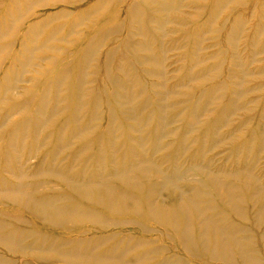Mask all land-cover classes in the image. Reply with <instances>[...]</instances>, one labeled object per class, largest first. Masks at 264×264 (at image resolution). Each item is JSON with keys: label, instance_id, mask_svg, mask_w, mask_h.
I'll list each match as a JSON object with an SVG mask.
<instances>
[{"label": "bare ground", "instance_id": "1", "mask_svg": "<svg viewBox=\"0 0 264 264\" xmlns=\"http://www.w3.org/2000/svg\"><path fill=\"white\" fill-rule=\"evenodd\" d=\"M81 1L87 0H0V11L3 12V16L0 15V53L3 54L5 52L6 54H9L11 51H14V54L11 56V63L5 68L0 79V90L2 89V92L5 90L6 93V95L1 93V101L3 100L2 97L7 96V93H16V82L21 81L20 77L23 72L25 73L26 67H30L32 64L35 65L34 60L39 57L40 60L46 59L49 63H52L53 59L48 53L60 52L62 50L60 47H57L55 43L62 42L71 44V36H79L82 32L80 27L83 26L86 21L94 22V18H97L100 15L102 16L105 9L110 7L113 0H90L88 5L84 8H77L76 10H68L64 8L56 9L55 11L42 16L32 12V9L55 6L57 4L73 6ZM242 1L243 0H209L207 6L200 5L198 0H194V2L191 3L192 6L185 5L184 0L126 1L121 9L124 11L121 21L116 20L115 17L106 20V23H110V26H112L110 27V30L107 32L99 29H97V31L95 30L93 36L80 46V57L77 60L78 69L76 71L77 74L73 85L72 83L67 82L69 77H71L70 73H72V60H68L61 70L54 73L48 82L42 84L41 89L36 96L30 98V101L27 103L20 104L14 109H9L7 116H3L1 124L2 126H6L12 111V113L16 111L13 115L14 119V117H19L24 113L25 105L32 103V101L35 102L33 108L34 113L30 115L28 120L15 119L11 122L14 133H10L11 136L6 137V139H8V142L6 141V146L9 149L12 147L14 149L11 150L16 151L17 147L13 141L18 138L15 137V134H17L18 131L16 133L15 129L19 130L20 134L22 132L27 133V135L33 134L35 132L33 130L34 128H31L33 117L35 116V113L37 114L41 109L45 108L51 110L52 123L59 125V131L61 134L57 133V131L48 132L42 140L40 139V141L43 142L38 143V148L45 147L48 144V146H51L48 149L51 152L56 150L55 147H52L53 145L62 147V149H70V146L73 143L72 140H76V145H74L75 148L72 149V152L81 150L82 153H84L91 150L93 145L85 144V141L87 140L88 131L92 132V128L100 116V104L98 103L95 91H87L84 88V85L87 83V68L90 61L96 55L98 52L97 48L99 49L104 40L108 39V37L115 32L124 31L125 33L122 38L124 45H116L105 53L104 60L103 58L101 59V61H103L102 71L104 73V79L110 83L111 86L117 88H121L122 86V83L119 84L115 75L112 74L114 73L113 69L109 66L110 59L116 54H119L122 61L129 64L132 70L138 68L139 71V66L147 65L148 67L142 70L144 75L152 77L153 75L158 74L161 78H164V65L161 58L163 53L159 52L158 57L152 49L153 42L150 36L151 29L158 32L170 22L178 27H185L186 30H184V34H186L185 36H188L186 38L189 43L196 37L197 27H200L199 24L202 25V22H199L200 19L204 24L211 23L214 14L218 12V10L222 12L226 7V4L234 3L235 5H243L244 3ZM106 5H108V7H106ZM21 6L24 8H20ZM184 7L194 10V14L187 16L186 18L184 11H181V8ZM206 7L209 10V14L203 19L202 11H204ZM261 7H264V3L261 4ZM166 13H175L176 16L171 20L169 18H163V15H166ZM6 16H8L10 21ZM5 18L10 22V26H8L9 24L7 25ZM25 18L26 20L30 19L31 21L21 33L20 42L8 43V37L14 36L18 33L20 21H24ZM188 19L189 22H187ZM95 21L97 20L95 19ZM241 22H243L242 19L235 18L229 24L231 27L227 29L225 33L228 42H232L237 38V32L242 25ZM188 24H192L190 29H187L188 27H186ZM207 28L211 29L208 25ZM135 36H140L144 39L143 43H132L131 40ZM199 43L201 42L199 41ZM127 51L140 52L142 53V56L139 55V57H135L134 59L128 58L126 55ZM68 55H72V52H68ZM117 70L121 71V68L116 66V71ZM227 76L228 74L226 77ZM229 76L227 77L229 79L235 77ZM197 77L199 78V76ZM34 80L35 78L31 77L30 80H24V82H33ZM189 80L193 81L194 76H189ZM127 82H129V84L131 83V85H135L136 83V85L138 84L137 86L144 89L149 87V90L154 85L153 83H149V85H146V83L142 84L139 80L132 82L130 80ZM160 84L157 82V86ZM63 85L71 88L75 87L78 89V92H76L74 97H71V95L61 97L58 89ZM158 88L160 89L161 87ZM156 90L158 89L156 88ZM156 90L153 89V91ZM218 90L220 91V89ZM160 92L159 102L158 97L152 95L146 97V103L145 106L143 104V108L147 109V107H150L151 109L154 106L157 108L151 109L153 111L150 110L147 113L141 111V113H144L142 118L139 117V115H136L135 118L133 116L129 117L136 109L135 107H132V102L134 101L135 96L131 95V97H129V95H127L121 97L118 93L112 95L114 97L112 99L114 102L117 103L122 99L124 104L128 105V111H130L131 114L129 113L130 115H127V118L140 121V123L143 122L142 126H145V129L139 132L141 141L139 148L141 149L140 151H142L140 154L137 153L139 151L133 149L126 151L125 155L116 159L118 156H116L115 148H112L110 153L106 154L101 147H98L99 144L96 143L95 140V159L97 160V166L91 174L80 176L81 180H71L68 176L64 178V175H60L57 172L50 173L54 179L64 182V185L67 187L71 186L72 189L70 191L76 192L81 201H85L86 204L90 205L92 208H85L81 205L80 201L59 194L58 191H62V188L60 187L62 185L55 186L43 184L40 183L41 181L39 183H37V181L33 182L30 180V177L25 174H22L19 177H11L13 178V181L8 183V188L6 187L4 193H2L6 196L5 200L11 203V207L14 208H12V211H0V250H2V252L7 251L11 254L16 253L21 256L27 255L29 260L22 257L11 260L0 255V264H39L37 261H55L59 264H187L188 260L181 257L186 255L195 259H206L204 262L207 264H262L260 258L257 256L258 250L254 247L253 243L259 241L262 249H264V226L258 233L253 228L251 229L250 227L241 225L242 223L249 222L247 218L248 210L244 207L248 202L247 200L245 201V198L241 194L243 187L253 189L251 197L254 198V200L256 199V202L253 200V205L251 207L252 210L255 208L252 218L254 227L259 229V225L264 222V182L259 181V175H261V173L255 174L257 170L249 161L246 162L245 167L231 166L230 170L212 168L209 163L213 158L210 161H205L204 159L207 152L211 151L212 147V140H209V137L206 139V134L203 137L198 136L196 139L190 136L196 140L191 141L195 142V144L197 142L198 145H203L204 148L209 145L208 149H205L202 153H199L198 150H196L197 153H199L198 155H203V160L196 161L197 158L194 157L196 155H192L191 160L188 159L190 162L186 168L183 166L184 169H181L180 167L182 166L179 161L176 164L178 156L167 169H163L161 164L156 163V161L146 154L145 151H150L154 155H159L161 162L164 163L166 161L165 158L170 157V155L175 156L171 151L177 153L179 149L182 148L183 144L186 142V136L185 138L183 136L187 133H183V136L181 135L180 138V135L178 134L180 126L176 127L179 129L172 128L167 130V124H165L164 121H161L165 118L160 119V117V123L156 122L159 124L158 127L155 126L153 129L150 128L152 127L154 118H157L156 115H154L156 109L164 111L167 106L176 109L179 105L174 106V104L171 105L168 102L166 103L165 99L168 92L164 93V90ZM25 93L30 94L29 90L25 91ZM233 93L234 91L232 94ZM176 94L178 95L179 93L176 92ZM176 94L172 95L177 96ZM215 94L216 93H214V95ZM234 94L236 95V92ZM88 95L94 97L93 102H87L88 107L92 109L90 112L92 115H89L90 117L87 121L89 123L86 122L81 124L79 123V114L82 108L86 110V108L83 107L86 103L84 97H87ZM209 98L210 97L208 96V99ZM4 99L6 100V98ZM213 100H211V102ZM68 101L72 102L73 107L69 108V106H65L62 110L57 107L61 103H68ZM51 102L52 107L49 109L48 105L50 106ZM199 103L200 102L198 101V104ZM180 104L182 105L183 103ZM214 104L212 107H214ZM232 104L234 105L233 102L231 103V106ZM89 105H92V107ZM206 106L207 105H205V107ZM196 107L198 110L199 106L196 105ZM208 107H210V105ZM170 108L168 107V109ZM202 109L200 112L203 111ZM224 109L222 107V110ZM72 110L76 111V113H74V111L71 113ZM60 112H63L64 114L68 113V117L64 119L57 117V114ZM194 112L195 113H191L196 114L195 109ZM203 112H205V110ZM228 112L230 113V111ZM198 114L199 112H197V116ZM225 114L228 113H223L222 115ZM181 115L183 116L184 114ZM107 116L112 118V122L117 118V116L115 117V115L110 112H107ZM260 116L262 118L263 115ZM167 117L166 119H168ZM178 117L180 116L178 115ZM178 117L175 116L176 120ZM224 117L226 118V116ZM58 119H61V121ZM73 119L79 120L77 121V125H74L77 126L75 131L73 130L75 127L72 129H66L63 127L67 124V120L71 125L74 121ZM224 120L218 116L213 119L212 124L210 125L217 127L218 129ZM171 121L172 123H176L175 119L174 121L173 119ZM171 121H169V124H171ZM187 121L185 126L192 123L194 125V123L196 124L199 120L196 121L195 119ZM199 123L204 124L205 122ZM115 125L116 123L114 122V124L108 126L107 141H111V143H114L113 139L120 138L115 133L116 129H118L117 125ZM191 128L193 132L195 129H193V127ZM191 128L189 129L188 127V131H191ZM142 131H144V133L146 131L148 134L144 135L141 133ZM81 132L82 134H80ZM123 133H119V135L124 136L127 141L134 143L135 136L131 137L127 135L128 133ZM20 134L19 136H21ZM250 134L252 135L253 133ZM250 134L249 136H251ZM208 135L209 134H207V136ZM24 136H22V141H25L28 137ZM249 136L248 138H250ZM261 136L263 135L261 134ZM167 138H169V141L165 143V139ZM259 138L261 137L259 136ZM149 139H152L153 142L151 141V147H148V149L145 150L143 148L144 144L148 141L150 143ZM189 139L187 141H189ZM253 139V141H255L254 137ZM249 140L251 141L252 139ZM260 140L263 142V138L256 141L259 143ZM135 141L138 142L137 140ZM255 142L252 143L255 144ZM60 143L62 146H60ZM247 143H245V145ZM188 144L190 145V143ZM253 145L251 146L253 147ZM261 145H264V143ZM259 146L258 144L256 146L259 148L258 151H260ZM249 147L250 145L247 147L245 146L244 148L247 151ZM262 149L264 148L262 147L261 150ZM192 151L193 149L191 152ZM129 153L136 155L138 159L136 161L132 158L128 160L127 157ZM180 153L183 154L181 150L178 154L180 155ZM246 158L249 159L250 157ZM107 159L108 163L104 162L107 161ZM170 160L171 159H169V162ZM239 162L238 158L234 161L237 165L242 161ZM108 164H110V166H108V169L106 170L105 166ZM198 175H202V177H195ZM191 176L194 177L196 185L187 188H181L178 186V180H189L191 179ZM156 178L158 180L153 182ZM230 178L234 180L237 179L238 181L241 180L239 178H242L243 187L229 182ZM142 179L146 182L150 180L152 182L146 186V182H143ZM203 187H211V192L213 194H207L204 192L201 189ZM43 188L47 190H43ZM164 189L166 191H174L175 189H178V194L164 196V201L167 200L165 203L158 202L157 196L160 195L162 197L161 193ZM214 197H216L217 200L214 199ZM258 200H261L259 206L255 205ZM16 206L22 207L35 222H38L41 225L44 224L47 229H50V231L43 232L32 228L34 230L32 234H30V238L33 239H31L30 242L25 243L26 238L23 237L22 239V235H20L21 233L18 232V229H10V227L13 226V223L7 218L12 217L15 214ZM232 214L239 221L235 222L232 218L228 217ZM122 216L130 218L121 219ZM13 219L20 222L22 221V219L18 217ZM83 223L98 225L103 229L114 227L117 230H114L107 237H102L103 239L99 241V236H84V234L87 233L86 231L72 232L73 227H78ZM144 223H150L157 229L149 228L145 226ZM129 226L137 227V229L144 234L160 233V236L162 235L172 241V248H165L161 245L162 243L158 241L160 237H157L158 239L142 238L129 235L130 233L124 234L122 228H128ZM36 234H38L37 239ZM76 236L84 237L74 238ZM129 236L134 237L138 241V248L141 244L146 248L143 253L142 251L135 253L136 250H134L133 247L136 244V241L130 240ZM115 239L119 241L120 245L115 247L110 246ZM172 249L174 251L179 250L181 256L175 253L160 258L156 256L166 250L170 251ZM128 255L130 256L127 257Z\"/></svg>", "mask_w": 264, "mask_h": 264}, {"label": "rangeland", "instance_id": "2", "mask_svg": "<svg viewBox=\"0 0 264 264\" xmlns=\"http://www.w3.org/2000/svg\"><path fill=\"white\" fill-rule=\"evenodd\" d=\"M89 1L90 0L81 1L78 2L77 4H74L73 6L57 4L55 6L53 5V6H46L43 8H34L32 9V12H35L42 16L49 12L55 11L56 9L58 10L64 8L68 10H76L77 8L86 7ZM126 1L129 0H113L112 3L110 4V7L106 5V7L108 8L105 9L102 16L100 15L97 18H94V22L86 21L85 24L80 27V29L82 30L81 34L79 36H74V37L71 36L70 38L71 44L56 42L55 45L57 47H60L62 50L60 52L48 53V55L51 56V58L53 59V62L49 63L46 59L40 60L39 59L40 57L36 58L34 60L35 65L32 64L30 67H26L25 73L23 72L22 76L20 77L21 81L16 82V93H7L6 97L5 96L2 97L3 100H5L4 98H6V100L5 101L0 100V211H12V208H14L11 207V203L5 200L6 196L3 193L8 183L13 181L12 179L14 177H19L22 174H25L28 177H30V180L33 182L37 181V183H39L41 181L40 183L43 184H49L55 186L62 185L60 186L62 188V191L61 192L58 191L59 194L70 197L76 201H80L81 205H83V207L85 208L91 207L90 205L86 204L85 201H81V199L79 198L76 192L70 191L72 189L71 186L67 187L66 185H64V182L54 179L50 175V173L57 172L60 175H64V178L68 176L71 180H81L80 176L91 174L96 169L97 166V160L95 159V153H96L95 140L96 143L99 144L98 147H101L106 154H109L112 148H115L116 156H118V158L116 159H119L120 156L125 155L126 151L129 150L135 149L136 151H139L137 152L138 154L142 152L140 151L141 149L139 148V146L141 145L139 132L141 130H144L145 126L144 127L142 126L143 122L140 123V121H136L132 118H127L131 114L130 111H128L129 108L128 105L124 104L122 99H120L117 103L114 102L112 100L114 98L112 96L114 93L120 94L121 97H125L127 95H129V97H131V95L135 96V99L132 102V107H135L136 109L135 112H133L129 116V117L133 116L134 118L136 115H139V117L142 118L144 113L149 112L151 109L157 108L155 106L152 107L151 109L150 107H147V109L143 108L146 103L145 99L148 95H152L158 97V102H159V95L161 93L160 91L163 90L164 93L168 92V95H166V99H165L166 103L168 102L171 105L174 104V106L179 104L176 107V109L170 108L171 106H167V108L164 111L161 110L159 111L158 109H156L158 111L155 110L154 115H156L157 120L154 118L152 127H150L152 129L155 126L158 127L159 124L157 123H160L159 122L160 119L165 118L162 119L161 121H164V123L167 124L166 125L167 130L180 126L179 127L180 129L176 128L179 129L178 134L180 135V138L181 135L183 136V133H187L184 134L183 137L185 138L186 136L185 139L187 143L185 142V144L187 145L188 143H190V145L188 144L186 146L185 144H183L182 148H180L177 153L171 151V153L175 154V156L170 155V157L165 158L166 161L164 163L161 162L159 155L157 154L154 155L150 151H145V153L148 154L152 159H154L156 163L161 164L163 169H167L168 166L171 163H173V160H175L178 156L179 157L178 160L176 161V164L179 161L180 165L182 166L180 167L181 169H184V167L186 168V166L190 162L188 161V159L191 160L192 155L193 156L196 155L194 156L197 158L196 161L203 160V155L201 156L198 154L202 153L205 149H208L209 145H207L206 148H204L203 145L202 147L200 144L198 145L197 142L195 144V142H191V141L192 140L196 141L195 140L196 137L198 136L203 137L206 134L205 138L208 139L209 137V140H212V147H211V151L207 152L204 159L205 161H210L213 158L209 163V165L212 168L230 170L231 166L245 167L246 162L249 161L257 170L255 174L261 173V175H259L260 177L259 181L264 182V149H262L263 151L261 150L262 147L264 148V145H261L264 143V7L263 8L261 7V4L264 3V0H243L242 1L244 3V4L242 3L243 5H235L234 3L226 4V7L222 10V12L218 10V12L214 14L211 23L204 24V22L201 19L199 20V22H202V25L199 24L200 27L199 26L197 27L196 37L193 39V41L189 43H188V39L186 38L188 36H185L186 34H184V30H186L185 27H178L170 22L166 26H164L162 30L158 32L151 29L150 36L153 42L152 49L154 50L156 55H158V57H159L158 54L159 52L163 53L161 58L163 60V65H164L163 66L164 69L163 73H165V76L163 74L164 78H161L160 75L158 74L153 75L152 77H147L146 75H144L142 70L146 69L148 67L147 65L139 66L140 67L139 71L138 68L132 70L130 65L122 61L119 54H116L113 55L114 57L110 59L109 66L110 68L113 69L114 73L112 74L115 75V78L118 80L119 84L122 83L121 88L111 86L110 83H108L104 79L105 77L102 71L103 61H101V59L103 58L104 60L105 53L111 50L112 48H114L116 45H124L122 39L125 34L124 31L113 33L111 36L108 37V39L104 40L101 43L99 49L97 48L98 52L91 59L90 64L87 68V76H86L87 83L84 85V88L87 91H91V90L95 91L98 99V103L100 104L99 107L100 116L98 117L96 124L92 128L93 129L92 132L88 131L87 140L85 141L86 142L85 144L93 145V148H91V150L84 153H82L81 150L79 151L76 150L72 152V149L75 148L74 145H76V140H72L73 143L71 144L70 149H62V147H57L53 145L52 147L53 148L55 147L56 150H53L51 152L48 150L49 147H51L48 146V144L45 147L38 148V143L43 142L40 141V139L42 140V138H44L48 132L57 131V133L61 134V132L59 131V125L56 123H52L51 110H47L45 108L41 109L39 113L37 114L35 113V116L33 117V122L31 123L32 125L31 128H34L33 130L35 131L33 134L27 135V133L24 132L20 134L19 133L20 131L15 129L16 133L18 131V133L15 134V137L18 138H16L13 141V143L17 147L16 151L11 150L14 148L11 147V149H9L6 146L8 142L7 141L8 139H6V137H9L11 136V134L14 133L12 130L13 128L11 122L14 121L15 119L28 120L30 118V115L34 113L33 108L35 102L32 101V103H28L27 105H25L26 107H24V113L21 114L19 117H14V119H13V115L16 113V111L14 113H12L13 112L12 111L10 114V118L6 123V126H2L1 124L2 123L1 119H3V116L4 115L7 116L9 109H14L20 104L27 103L28 101H30V98L36 96L40 91L42 84L48 82L54 73H57L58 70H61L65 66L64 64L68 62V60L69 61L72 60V67H71L72 73H70L71 77H69L67 82L72 83L73 85L77 74L76 71L78 69L77 60L80 57L79 55L80 46L93 36L95 30L97 31V29H99L106 32L109 31L110 27L112 26H110V23L109 24L106 23V20L115 17L116 20L121 21L124 15V11H122L121 9L123 8ZM192 2H194V0H184L185 5L192 6L191 5ZM198 2L202 6H207L209 4V0H198ZM20 8L23 9L24 7L21 6ZM181 11H184L185 13L184 15L186 18L187 16L194 14V10L185 7L181 8ZM208 12L209 10L207 7L204 11H202L203 19H205L206 16L209 14ZM0 15L3 16V12H1ZM175 16H176L175 13H166V15H163V18H169L171 20ZM6 18H8V16H6ZM26 18L24 19V21H20V24L18 26V33L14 36L8 37L7 39L8 43L20 42L21 33L24 31L26 26L31 21L30 19L26 20ZM235 18H240L242 19L243 22H241L242 25L239 27V30L237 32V36H236L237 38L234 39L232 42L231 41L228 42L225 33L227 29L231 27L229 24ZM95 19L97 21H95ZM8 20L10 21L9 18ZM8 20L6 19V23L7 25L9 24L8 26H10V22ZM187 22H189V19L187 20ZM206 24L211 29H208ZM186 27H188L187 29H190L192 27V24L191 25L188 24ZM143 41L144 39H142L140 36H135L131 40L132 43L134 42L137 44L139 42L143 43ZM199 41L201 43H199ZM68 52H72V55H68ZM13 54L14 51H11L9 54L8 53L6 54L4 52L3 54L0 55V79L2 77L5 68L8 65H10L11 56ZM126 55L128 58L134 59L135 57H139V55L142 56V53L127 51ZM116 66H119L121 68V71L118 70L116 71ZM227 74L228 76L231 74L230 76L232 77L235 76V77L229 79L227 78L228 76L226 77ZM192 75L194 76V80L190 81L189 76ZM197 76H199V78ZM31 77L35 78L33 82H24V80H28V79L30 80ZM130 80L131 82L139 80L140 83L142 84L146 83V85L147 84L149 85V83H153L154 85L151 87L150 90L149 87L147 89L146 88L144 89V88H140V86H137L138 84L136 85V83L135 85H131V83L129 84V82L127 81ZM157 82L158 84L160 83L161 84L157 86ZM158 87L161 88L159 89ZM156 88L158 90H156ZM27 89L29 90L30 94L25 93V91H28ZM153 89L156 91H153ZM218 89H220V91ZM58 90L60 91L61 97H67L68 95L74 97L76 95V92H78V89H76L75 87L71 88L65 85L60 86ZM214 90L217 92H215ZM233 91L234 93L236 92V95L234 93L232 94ZM176 92H178L179 94L177 95ZM1 93H4L6 95L5 90L2 92L1 89L0 95H2ZM214 93L216 94L214 95ZM172 94H176L177 96H174ZM208 96L210 97L209 98L210 101L208 99ZM211 96L213 97L214 100L212 99ZM84 100L86 101V103L84 104L83 107H85L86 110L84 108H82L84 110L81 109L80 112L81 115L79 114L80 121L78 119L75 120L73 119L74 121L70 125V123L67 120L66 122L67 124L63 126L64 128L72 129L73 127H75L73 128V130L75 131L77 126L74 125H77V121H79V123L81 124H84L89 120L90 117L89 115L91 114L90 112L92 109L88 107L87 102L88 101L93 102L94 97L92 95L91 96L88 95L87 97H84ZM211 100L217 102H213V101L211 102ZM230 100L234 103V105L232 104L231 106L232 102ZM198 101L200 102L199 103L200 105L198 104ZM180 103L183 104L181 105ZM212 103L213 104L215 103L214 107H212L213 106ZM208 104L210 105V107H208L209 106ZM196 105L199 106L198 110ZM205 105L207 106L205 107ZM65 106H69V108L73 107L71 101H68V103L66 102L61 103L57 107H59L62 110ZM89 106L92 107V105ZM201 106L202 108L203 107L204 108L202 109ZM51 107H52V102L50 103V106L48 105L49 109ZM168 107L170 109H168ZM222 107L223 109L224 108L225 109L222 110ZM194 109L196 111V114H192L195 113ZM201 109L203 111L205 110V112L201 111L203 112L201 113L200 112ZM73 111L74 110H72L71 113H73ZM141 111H143L144 113H141ZM228 111H230V113ZM107 112L113 113L115 117L117 116L116 120L112 122V118H109L107 116ZM136 112L139 113L137 114ZM197 112H199L198 116H197ZM219 112L221 113V115L223 113H228V114L221 116ZM74 113H76V111H74ZM180 113L184 115L182 116ZM178 115L180 117H178ZM260 115H263L262 118ZM175 116L178 117L177 120ZM218 116L220 118H223V120L224 119L225 120L224 122L222 121L220 127L217 129V127L211 126L210 124H212L213 119L217 118ZM224 116H226V118ZM57 117H61L62 119L67 118L68 113L64 114L63 112H60L57 114ZM166 117L168 119H166ZM172 119L173 121L175 119L176 123H172L171 121ZM187 119L188 121L195 119L196 121L197 120L199 121H197L196 124L194 123V125L192 123L185 126ZM58 120L61 121V119ZM169 121H171V124H169L170 123ZM114 122L118 127L115 133L120 138L113 139L114 143H111V141L109 142L107 141L108 126L114 124ZM199 122H205V123L200 124ZM129 127L130 129L131 128L132 129L130 130ZM185 127L187 131L185 130ZM188 127L189 129L193 127V129L195 130H193L192 132V128H191V131H188L187 129ZM207 129H208V133H207ZM122 131L124 133H128L127 135L131 137L135 136L137 139L135 137L134 139L137 140L138 142H136L135 140L134 143L127 141L124 138V136L119 135V133L121 134L123 133ZM82 132L80 134H82ZM141 133L144 135L148 134L146 131L145 133L144 131H142ZM250 133L253 134L255 133L253 136L255 138V141L263 138L262 140L263 142H261L260 140L259 143L261 144H259L257 141L256 142L253 141L254 140L252 137L253 134L251 135ZM260 133L263 136H261ZM19 134L21 136H19ZM207 134L209 135L207 136ZM249 134L251 136H249ZM22 136L24 137L28 136V137L25 139V141H22L21 140ZM190 136L194 137L195 139ZM248 136L250 138H248ZM259 136L261 138H259ZM188 139L189 141H187ZM249 139L252 140L250 141ZM151 141L152 139L150 140V143L148 141L147 143L144 144L143 148L145 150H147L148 147L149 148L151 147V144L153 142ZM168 141L169 138L165 139V143ZM252 142H255L256 145ZM245 143H247L248 145L247 144L245 145ZM257 144L258 146L260 145L259 146L260 151H258L259 148L256 147ZM249 145L250 147L246 151L244 147L245 146L247 147ZM251 145H253V147ZM60 146H62L61 143ZM190 149L191 150L193 149V151L194 150L195 151L191 152ZM180 150L181 152H183V154L180 153L181 156L178 154ZM196 150H198L199 153H197ZM246 157H250V158L248 159ZM131 158L134 161L138 159L136 155L129 153L127 159L130 160ZM237 158L240 162L242 161L241 163L239 162L240 164L238 165L237 163H234V161H236ZM169 159H171L170 162ZM104 162L108 163V159L107 161ZM108 166H110V164L105 166L106 170L108 169ZM192 176L191 179L189 180L188 179L178 180L177 181L178 186L181 188H187L189 186L196 185L194 177ZM195 177L201 178L202 175H198ZM239 179L241 180L238 181L237 179L234 180L230 178L229 182L233 183L234 185L237 184L239 186H242V178ZM157 180L158 179L156 178L153 180V182ZM142 181L146 182L143 179ZM150 182L152 181L151 180L147 181L145 183L146 186L149 185ZM201 189L207 194L208 193L213 194L211 192L212 191L211 187L209 188L203 187ZM43 190H47V189L43 188ZM252 193H253V189H248L245 187H243V190L241 191V194L245 198V201L247 200L248 202V204L245 205L244 207L245 209L248 210L247 218L249 220V222L242 223L241 225H245L247 227H250L251 229L253 228L256 232L259 233L264 226V222H262L259 225L260 226L259 229L257 227H254L252 223L253 213L255 211V208L253 210L251 209L254 200V198L251 197ZM161 194L162 197L158 195L157 200L158 202L165 203L167 202V200L164 201L163 197L169 194H178V189H175L174 191L173 190L166 191L164 189V191H162ZM214 199H216V197H214ZM254 202H256V199L254 200ZM260 204H261V200H258V202L255 205L259 206ZM15 209H16L15 214L12 217H7L8 220L13 223V226L10 227V229L12 230L18 229V232L21 233L20 235H22V239L23 237L26 238L25 243L30 242L31 239H33L30 238V234H32L34 229L43 232L50 231V229H47V227L44 224L41 225L40 223L35 222L34 219L31 216H29V214L26 213V211L22 207L16 206ZM15 217L22 219V221L20 222L14 220L13 218ZM228 217L232 218L235 222L239 221L233 214ZM127 218L130 217H126V216L121 217V219H127ZM144 225L149 228L157 229L154 225L150 223H144ZM114 230L117 229H115L114 227L103 229L100 228L98 225H93L89 223H83L78 227L72 228V232L75 233L76 231H86L87 233H85L84 236L87 237L92 235L99 236L98 238L99 241L103 239L102 237H107L108 235H110ZM122 232L124 234L130 233L129 235H134L142 238L158 239L160 237L158 241L162 243L161 245H163L165 248L167 247L172 248L171 245L172 241L163 237L162 235L160 236V233L144 234L141 233L137 229V227H131V226H129L128 228L127 227L122 228ZM84 236H76L74 238H80ZM37 238H38V234H36V239ZM129 239L136 241V244L133 247V249L136 250L135 253L141 251L143 253L145 251L146 248L142 244L139 246V248L137 247L138 241L134 237L129 236ZM118 245H120V243L117 239L113 240L112 243L110 244V246H114V247ZM253 245L258 250L257 256L260 258L262 264H264V249H262V246L260 245L259 241L253 243ZM174 253L180 255L179 250L174 251L172 249L170 251L166 250L165 252L161 254H157L156 256L160 258L162 256H167L168 254L170 255ZM0 255L5 258H9L11 260L20 257L29 260L27 255L21 256L16 253L15 254L8 253L7 251L2 252V250H0ZM129 256L130 255H128L127 257ZM181 257H184L185 259L188 260L187 264L188 263L207 264L204 262L206 259L205 260L201 258L195 259L187 255ZM37 262L39 264H59L55 261L54 262L37 261ZM209 264H214V263H209Z\"/></svg>", "mask_w": 264, "mask_h": 264}]
</instances>
